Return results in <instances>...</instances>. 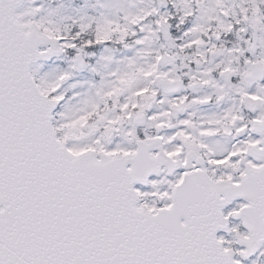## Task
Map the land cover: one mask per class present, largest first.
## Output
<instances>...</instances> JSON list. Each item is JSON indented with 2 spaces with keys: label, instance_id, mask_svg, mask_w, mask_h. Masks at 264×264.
Wrapping results in <instances>:
<instances>
[{
  "label": "snow or ice",
  "instance_id": "6c2138e0",
  "mask_svg": "<svg viewBox=\"0 0 264 264\" xmlns=\"http://www.w3.org/2000/svg\"><path fill=\"white\" fill-rule=\"evenodd\" d=\"M0 264H264V0H0Z\"/></svg>",
  "mask_w": 264,
  "mask_h": 264
}]
</instances>
